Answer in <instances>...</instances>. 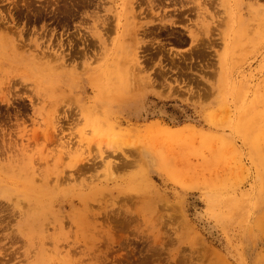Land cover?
<instances>
[{
  "label": "rangeland",
  "instance_id": "374dc122",
  "mask_svg": "<svg viewBox=\"0 0 264 264\" xmlns=\"http://www.w3.org/2000/svg\"><path fill=\"white\" fill-rule=\"evenodd\" d=\"M0 264H264V0H0Z\"/></svg>",
  "mask_w": 264,
  "mask_h": 264
}]
</instances>
